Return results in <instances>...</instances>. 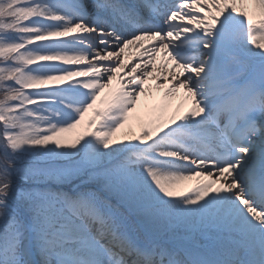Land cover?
Masks as SVG:
<instances>
[{"label": "snow or ice", "instance_id": "obj_1", "mask_svg": "<svg viewBox=\"0 0 264 264\" xmlns=\"http://www.w3.org/2000/svg\"><path fill=\"white\" fill-rule=\"evenodd\" d=\"M0 152V264H264V0H0Z\"/></svg>", "mask_w": 264, "mask_h": 264}, {"label": "rangeland", "instance_id": "obj_2", "mask_svg": "<svg viewBox=\"0 0 264 264\" xmlns=\"http://www.w3.org/2000/svg\"><path fill=\"white\" fill-rule=\"evenodd\" d=\"M2 152H0V157H2ZM17 167L19 166V164H17L16 165ZM12 179H13V182H14V184H17V185H22V181H20L17 177H15V175L13 174V177H12Z\"/></svg>", "mask_w": 264, "mask_h": 264}, {"label": "bare ground", "instance_id": "obj_3", "mask_svg": "<svg viewBox=\"0 0 264 264\" xmlns=\"http://www.w3.org/2000/svg\"><path fill=\"white\" fill-rule=\"evenodd\" d=\"M68 135H71V134H68ZM117 135L119 136L120 133H118ZM195 182H196L195 180H192V181L186 182V184L191 185V184H194Z\"/></svg>", "mask_w": 264, "mask_h": 264}]
</instances>
